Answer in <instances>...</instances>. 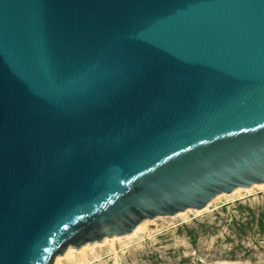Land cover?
Masks as SVG:
<instances>
[{
  "label": "water",
  "instance_id": "water-1",
  "mask_svg": "<svg viewBox=\"0 0 264 264\" xmlns=\"http://www.w3.org/2000/svg\"><path fill=\"white\" fill-rule=\"evenodd\" d=\"M261 182L264 0H0V264Z\"/></svg>",
  "mask_w": 264,
  "mask_h": 264
},
{
  "label": "rangeland",
  "instance_id": "rangeland-1",
  "mask_svg": "<svg viewBox=\"0 0 264 264\" xmlns=\"http://www.w3.org/2000/svg\"><path fill=\"white\" fill-rule=\"evenodd\" d=\"M217 206L165 231L123 264H264V191Z\"/></svg>",
  "mask_w": 264,
  "mask_h": 264
},
{
  "label": "bare ground",
  "instance_id": "bare-ground-1",
  "mask_svg": "<svg viewBox=\"0 0 264 264\" xmlns=\"http://www.w3.org/2000/svg\"><path fill=\"white\" fill-rule=\"evenodd\" d=\"M255 190L264 191V182L254 183L249 187L238 186L229 193L221 192L199 209L187 208L172 215L144 219L131 232L123 235L104 237L100 241L85 243L78 249L69 246L62 255L55 257L53 264H62L63 261L71 264H123L127 256L134 258L136 252L153 244L165 231L173 232L179 224H188L191 216L209 214L220 208L217 206L219 203L241 200Z\"/></svg>",
  "mask_w": 264,
  "mask_h": 264
}]
</instances>
